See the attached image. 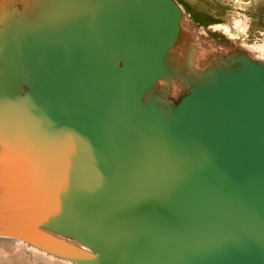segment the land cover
Here are the masks:
<instances>
[{
  "label": "water",
  "instance_id": "1",
  "mask_svg": "<svg viewBox=\"0 0 264 264\" xmlns=\"http://www.w3.org/2000/svg\"><path fill=\"white\" fill-rule=\"evenodd\" d=\"M259 45L179 0H0V239L264 264Z\"/></svg>",
  "mask_w": 264,
  "mask_h": 264
},
{
  "label": "rangeland",
  "instance_id": "2",
  "mask_svg": "<svg viewBox=\"0 0 264 264\" xmlns=\"http://www.w3.org/2000/svg\"><path fill=\"white\" fill-rule=\"evenodd\" d=\"M190 12L233 29V20L245 19L244 42L262 44L264 38V0H179ZM234 30V29H233ZM0 264H57L34 255L16 242L0 241Z\"/></svg>",
  "mask_w": 264,
  "mask_h": 264
},
{
  "label": "bare ground",
  "instance_id": "3",
  "mask_svg": "<svg viewBox=\"0 0 264 264\" xmlns=\"http://www.w3.org/2000/svg\"><path fill=\"white\" fill-rule=\"evenodd\" d=\"M246 24H245V19L236 18L233 20L232 28L239 33H244L246 29ZM259 49H264V38L262 39V44L259 45Z\"/></svg>",
  "mask_w": 264,
  "mask_h": 264
},
{
  "label": "crops",
  "instance_id": "4",
  "mask_svg": "<svg viewBox=\"0 0 264 264\" xmlns=\"http://www.w3.org/2000/svg\"><path fill=\"white\" fill-rule=\"evenodd\" d=\"M1 240H5V239H0V241H1Z\"/></svg>",
  "mask_w": 264,
  "mask_h": 264
}]
</instances>
